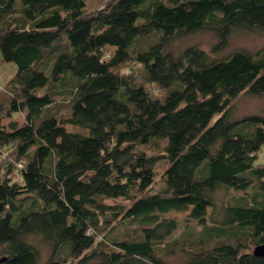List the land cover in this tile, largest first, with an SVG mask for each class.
<instances>
[{"label":"trees","instance_id":"1","mask_svg":"<svg viewBox=\"0 0 264 264\" xmlns=\"http://www.w3.org/2000/svg\"><path fill=\"white\" fill-rule=\"evenodd\" d=\"M87 3L0 0V51L16 65L0 87V154L14 158L0 173V264H39L34 238L48 264H168L176 247L183 264H264V113L232 110L243 92L264 96V47L217 56L235 29L264 32V0ZM201 30L217 36L210 50L173 51ZM131 63L139 78L121 72ZM219 188L243 194L223 205ZM173 211L199 225L181 242Z\"/></svg>","mask_w":264,"mask_h":264},{"label":"rangeland","instance_id":"2","mask_svg":"<svg viewBox=\"0 0 264 264\" xmlns=\"http://www.w3.org/2000/svg\"><path fill=\"white\" fill-rule=\"evenodd\" d=\"M87 8L89 12L96 11L105 6V4L109 0H87ZM217 43V36L214 32L209 30H201L195 33H192L186 37H182L179 39H176L172 42L171 48L175 53H180L185 47L190 45H199L202 48L206 50H210L212 46H214ZM264 47V32L262 31H250L245 29H235L229 39L227 45L220 50V52L217 54V56H227L232 51H234L237 48H244L248 51H257ZM121 72H128L133 71L135 76L137 78L138 74L140 72V65L139 64H124L120 68ZM16 71V65L12 62H5L3 61L2 54L0 51V87L3 88L6 86L10 78L14 75ZM152 88V92L159 96L162 95V90H159L155 88L153 85H150ZM0 96L1 89H0ZM57 114L59 118L66 119L70 115V111L67 108L68 101H69V95H62L60 97H57ZM232 110H233V117L235 118H241L249 114H262L264 113V96L262 95H252L247 92H243L239 94L232 102ZM24 113H14V118L17 119L19 123L24 122ZM3 123L7 124L8 119H4L2 121ZM67 127L69 129H75L79 131H83L80 128L73 127L72 125L68 124ZM8 149L2 155L0 154V173H4L6 171V165L9 163L8 161L12 158L8 154ZM258 163H264V152H259ZM12 165H14V162H10ZM16 165V164H15ZM165 167L164 163H160L158 165V171H157V177L155 179L154 183V189L153 191L159 190L160 187L163 185V181L161 178V173L163 171V168ZM15 178H19L18 174H14ZM230 194V195H229ZM243 194L241 191H232L227 190L224 188H219L214 193V198L223 205L228 202L229 196L235 195L239 196ZM212 211V209L210 210ZM188 214L187 212L183 211H173L170 213L165 214V217H175L179 219L180 225L178 229L173 233V235L170 237L171 241L172 239H179V242L184 240L185 238H188L191 236L190 233L195 232L197 229H199V225L196 224L195 221L188 222L185 218ZM219 219V216H217ZM196 227V229H195ZM127 228H121L119 230V234H122L125 232ZM34 242L37 244L38 249L40 250V263L39 264H48V256L49 251L48 249L41 243V241L38 238L33 239ZM177 250L170 252V253H164L162 254V258L165 260L168 264H183L185 261V258L187 257L185 250H180L176 247Z\"/></svg>","mask_w":264,"mask_h":264},{"label":"water","instance_id":"3","mask_svg":"<svg viewBox=\"0 0 264 264\" xmlns=\"http://www.w3.org/2000/svg\"><path fill=\"white\" fill-rule=\"evenodd\" d=\"M254 253L264 258V242L254 248ZM5 259L6 257L0 256V263L3 262Z\"/></svg>","mask_w":264,"mask_h":264}]
</instances>
